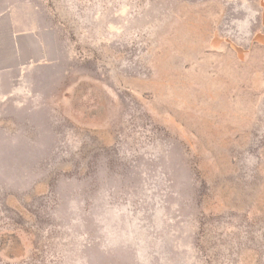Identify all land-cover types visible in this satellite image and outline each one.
I'll return each instance as SVG.
<instances>
[{"label":"rangeland","instance_id":"1","mask_svg":"<svg viewBox=\"0 0 264 264\" xmlns=\"http://www.w3.org/2000/svg\"><path fill=\"white\" fill-rule=\"evenodd\" d=\"M30 1L0 264H264V0Z\"/></svg>","mask_w":264,"mask_h":264},{"label":"crops","instance_id":"2","mask_svg":"<svg viewBox=\"0 0 264 264\" xmlns=\"http://www.w3.org/2000/svg\"><path fill=\"white\" fill-rule=\"evenodd\" d=\"M38 15L30 0H0V78L48 62L43 36L53 30Z\"/></svg>","mask_w":264,"mask_h":264}]
</instances>
